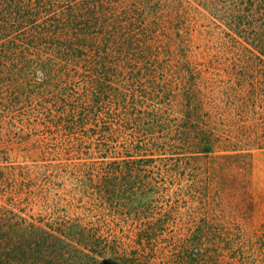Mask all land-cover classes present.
I'll list each match as a JSON object with an SVG mask.
<instances>
[{"label": "trees", "instance_id": "1", "mask_svg": "<svg viewBox=\"0 0 264 264\" xmlns=\"http://www.w3.org/2000/svg\"><path fill=\"white\" fill-rule=\"evenodd\" d=\"M153 1L0 0V264L68 263L54 249L67 241H99L89 252L111 250L114 264H264V226L200 207L184 179L201 155L253 168L264 143L237 114L235 154L220 146L216 119L229 118L204 110L192 84L175 87ZM193 1L264 64V0ZM30 135L67 164L13 161L9 145Z\"/></svg>", "mask_w": 264, "mask_h": 264}, {"label": "rangeland", "instance_id": "2", "mask_svg": "<svg viewBox=\"0 0 264 264\" xmlns=\"http://www.w3.org/2000/svg\"><path fill=\"white\" fill-rule=\"evenodd\" d=\"M161 18L169 29L160 35V41L163 42L160 50L164 55L171 56L170 69L175 73V87L192 84L200 91V98L206 101L204 110L213 109L215 117H221L222 114L229 118L227 126H222L216 119V133L220 131L223 136L226 131L225 138L231 140L229 143L228 139H222L220 146L223 149L229 147L230 150L237 147V141L234 140L239 136L236 125L240 116L237 114L248 119L247 126H251L255 136L259 137L254 139L264 143V64L248 60L246 53L231 39L229 30L222 27L210 10L203 8V4L198 5L193 0H164ZM163 65L166 66V63ZM254 89L255 95L252 92L246 95L248 97L240 94ZM212 102L213 107L210 108ZM227 113L233 116L229 117ZM30 136L27 140L23 139L22 144L9 145L13 161L43 165L44 159H60L56 162L67 164L66 153L52 154L46 153V150L43 153L39 150L41 141V145L36 144L34 141L37 137ZM232 150L229 153L234 155ZM252 153L253 168L248 166L245 158H223L222 153L201 155L192 161L196 171L191 172L190 166H187L184 179L187 189L194 183L200 207L208 202L214 213H224L227 219L235 220L248 229H258L264 226V149L253 148ZM68 177L72 178L73 175ZM201 211L204 213L205 210ZM125 243L130 246H124L123 249H135L132 241ZM98 245L103 244L99 241H67L63 245L55 244L54 249L67 253L68 263L64 264L116 263L117 256L111 250L104 252L102 258L89 252ZM106 247L110 249L111 244ZM84 254L90 257L86 258Z\"/></svg>", "mask_w": 264, "mask_h": 264}]
</instances>
